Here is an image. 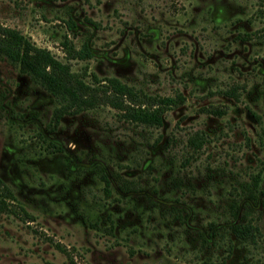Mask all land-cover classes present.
Returning a JSON list of instances; mask_svg holds the SVG:
<instances>
[{"label": "rangeland", "instance_id": "1", "mask_svg": "<svg viewBox=\"0 0 264 264\" xmlns=\"http://www.w3.org/2000/svg\"><path fill=\"white\" fill-rule=\"evenodd\" d=\"M0 25L75 72L186 97L158 129L101 107L52 132L54 98L0 60V180L33 217L0 214V264H264V240H201L264 179V0H0ZM65 42L91 58L68 60ZM233 86L239 101L221 95ZM250 219L264 234V206Z\"/></svg>", "mask_w": 264, "mask_h": 264}, {"label": "trees", "instance_id": "2", "mask_svg": "<svg viewBox=\"0 0 264 264\" xmlns=\"http://www.w3.org/2000/svg\"><path fill=\"white\" fill-rule=\"evenodd\" d=\"M245 39V37L243 38ZM245 41V40H244ZM68 60H88L90 50L84 46L76 50L68 42L64 43ZM0 60L7 61L28 75L32 81L41 86L54 98L56 107L50 123V130L56 131L66 116H75L88 110L109 107L116 110L119 119L148 129H158L164 124L165 115L186 103L183 93L174 96L151 95L143 89L130 86L118 78L100 79L97 75L88 76V72H75L71 64L64 63L48 49L37 46L30 38L16 29L0 25ZM89 77V81L87 80ZM227 99L239 101L240 93L237 86L221 92ZM209 115L221 118L227 114L225 109L209 107L205 110ZM254 117H259L253 114ZM209 142L208 135L197 131L187 140V148L197 154ZM108 196L111 181L103 176ZM264 179L254 176L251 183L241 186V199L235 200L230 208L233 221L227 228L211 224L207 238L201 236L206 244L214 243L218 238L234 237L245 245L259 247L264 234L258 224L249 220L256 207L264 206ZM132 182H123L121 192H131ZM16 198L7 185L0 180V214L7 212L18 215L22 220L33 221V217L24 208L15 209ZM178 220L182 217L178 216ZM226 230V231H225Z\"/></svg>", "mask_w": 264, "mask_h": 264}]
</instances>
